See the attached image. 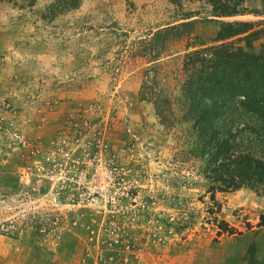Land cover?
<instances>
[{"label":"rangeland","instance_id":"374dc122","mask_svg":"<svg viewBox=\"0 0 264 264\" xmlns=\"http://www.w3.org/2000/svg\"><path fill=\"white\" fill-rule=\"evenodd\" d=\"M57 2L0 0V264H243L251 250L264 258V186L210 194L180 154L183 55L215 44L218 22L195 21L149 62L136 54L138 39L195 3ZM234 19L257 32L249 47L247 32L224 41L264 53V16ZM148 65L173 111L168 129L137 98ZM249 139L243 149L264 158ZM99 163L111 182L90 179Z\"/></svg>","mask_w":264,"mask_h":264},{"label":"trees","instance_id":"16d2710c","mask_svg":"<svg viewBox=\"0 0 264 264\" xmlns=\"http://www.w3.org/2000/svg\"><path fill=\"white\" fill-rule=\"evenodd\" d=\"M78 1L58 0L54 8L72 9ZM186 1L195 6L182 11L176 22L145 33L148 37L138 39L140 46L136 54L154 61L168 43L190 35L195 21L218 22L215 44L183 55L179 109L184 123L180 129L184 149L180 154L183 162H196V170L210 194L243 186H264V158L243 149L244 134L252 136L248 143L256 142L264 147V53H254L232 41H224L247 32L243 38L245 45L250 46L249 37L254 38L257 32L251 31L255 23L227 19L246 14L264 16V0ZM176 5L181 7L179 3ZM156 73L154 65L144 68L137 98L150 102L159 123L168 129L173 111L156 88ZM221 224L222 221L217 222ZM243 264H264V258H256L251 250Z\"/></svg>","mask_w":264,"mask_h":264},{"label":"built area","instance_id":"2783aa9c","mask_svg":"<svg viewBox=\"0 0 264 264\" xmlns=\"http://www.w3.org/2000/svg\"><path fill=\"white\" fill-rule=\"evenodd\" d=\"M90 179L93 180L94 183L111 182L110 175L107 173V165L99 163L90 174Z\"/></svg>","mask_w":264,"mask_h":264}]
</instances>
